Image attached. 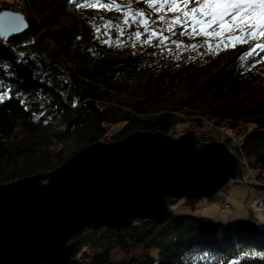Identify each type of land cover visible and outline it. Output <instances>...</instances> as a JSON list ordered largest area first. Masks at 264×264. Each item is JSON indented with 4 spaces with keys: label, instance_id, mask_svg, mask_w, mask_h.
Masks as SVG:
<instances>
[{
    "label": "trees",
    "instance_id": "16d2710c",
    "mask_svg": "<svg viewBox=\"0 0 264 264\" xmlns=\"http://www.w3.org/2000/svg\"><path fill=\"white\" fill-rule=\"evenodd\" d=\"M14 2L29 28L0 36V184L49 173L89 145L137 132L169 135L189 120L198 130L209 121L225 131L200 138L224 143L249 166L255 182L231 186L252 191L251 206L264 196V62L241 59L256 41L190 54L171 43L189 36L179 26L172 36L144 0H114L119 10L77 6L86 0ZM137 12L150 13L148 29L171 39L145 43ZM181 201L192 210L199 202L171 198L163 218L92 232L67 264H116V250L124 254L118 264H264V227L250 207L245 218L220 222L177 215Z\"/></svg>",
    "mask_w": 264,
    "mask_h": 264
},
{
    "label": "water",
    "instance_id": "95a60500",
    "mask_svg": "<svg viewBox=\"0 0 264 264\" xmlns=\"http://www.w3.org/2000/svg\"><path fill=\"white\" fill-rule=\"evenodd\" d=\"M28 28L22 14L0 11L4 40ZM241 167L227 145L201 143L192 130L89 145L49 173L0 184V264H66L92 232L163 218L171 198H213Z\"/></svg>",
    "mask_w": 264,
    "mask_h": 264
},
{
    "label": "snow or ice",
    "instance_id": "6c2138e0",
    "mask_svg": "<svg viewBox=\"0 0 264 264\" xmlns=\"http://www.w3.org/2000/svg\"><path fill=\"white\" fill-rule=\"evenodd\" d=\"M73 2L76 3V0ZM144 2L156 12L170 11L175 14L167 20L165 15L159 16V20L166 23V30L172 36L176 35L174 29L179 26L182 29L179 35H188L189 38L204 37L200 44L191 45H182L176 40H171L177 48L206 47L208 52L218 53L222 48H234L238 44L256 41L243 53L241 59L256 56L260 57L258 63L264 62V56H260V53H264V0H144ZM193 2L195 6L189 7ZM77 6L109 9L114 7L117 10L120 7L114 4V0H108L106 4H101V0H91V3L86 0L83 5ZM150 15L143 12L133 13L136 22L144 25V32L147 35L145 43H151L152 37H156L161 44L170 40L171 37L163 36L165 29L159 32L148 29ZM134 35L140 38L142 34L136 32ZM213 40L216 42L213 43ZM3 99L4 95H0V101ZM232 264L239 262L233 261Z\"/></svg>",
    "mask_w": 264,
    "mask_h": 264
},
{
    "label": "rangeland",
    "instance_id": "374dc122",
    "mask_svg": "<svg viewBox=\"0 0 264 264\" xmlns=\"http://www.w3.org/2000/svg\"><path fill=\"white\" fill-rule=\"evenodd\" d=\"M14 1L15 0H0V11H10V12L17 13L16 8H17L18 5ZM124 1H128V0H124ZM193 6H195L194 2L189 5V7H193ZM161 12H165V11H161ZM161 12H158V13L160 15H164V13H161ZM167 13H169L170 15L168 16V18L166 17V20L170 19L173 15H175L174 13H172L170 11H168ZM198 39H200V41H198ZM203 40H204V37H195V38H190V39L188 37V40L184 41L183 44L182 43L181 44L182 45L200 44ZM215 42L216 41L213 40V43H215ZM184 48L186 50H189L190 54L194 53L197 50H201V51H204V52L208 53L206 47H199V48H196V49H192L190 47H184ZM223 49L224 48H222L221 51ZM208 54H210V53H208ZM186 120H188V119H186ZM209 123H210V125L208 126V129H210V130L212 129L215 133H221L222 135H226L225 131H219V128H212V127H215L214 123H212V122H209ZM204 126H205V123H204ZM189 130H192V133L196 135L197 139L201 143H205L204 140L205 141L209 140L208 138L206 139V136L208 137L209 134H206V133L204 134L203 133V131L205 132L207 129H204V130L203 129H199L198 130V129L194 128L193 125L190 126V121L189 120L186 121V122H183V123H180V124L176 125L173 128L171 134H169L168 136L173 137V138H177V137H180L181 135L187 133ZM200 134L205 136L203 138L204 140H202L200 138ZM244 167L245 166L243 164L242 167H241L242 171H243ZM234 183H236V182H233V183L230 182L224 188H222L215 195V198L213 200H209V199L199 200V202L197 203V209H195V210H192L191 208L186 207L184 202L181 201V203L177 207L175 213L177 215L203 216V217H208V218L220 221V222H227V221L233 219L232 218L233 216H230L231 211L227 214L228 215V218H227L225 216V212L222 210L223 199L225 198V195L228 193L229 195L227 196L226 200L231 206H233L234 210H237L238 206H240L241 208L243 207L245 209H248V207H250V209H251L250 213L253 214V216H254V214H255L254 210L255 209L251 206V201H252L253 196H254L253 192L250 191L248 193L247 190H245L244 185L237 184L235 186H231ZM262 210H261V213L263 212ZM263 218H264V215H263ZM256 220H257V223H258L259 226L264 227V224L262 223L263 222L262 220H259L258 218H256ZM85 249H87V248L84 247L83 251ZM80 255H81V253L77 254L76 257H78ZM75 258H73L71 261H73ZM123 259H124V254L121 253L120 251L116 250L113 253V261H114V263L118 264V263L122 262Z\"/></svg>",
    "mask_w": 264,
    "mask_h": 264
},
{
    "label": "built area",
    "instance_id": "2783aa9c",
    "mask_svg": "<svg viewBox=\"0 0 264 264\" xmlns=\"http://www.w3.org/2000/svg\"><path fill=\"white\" fill-rule=\"evenodd\" d=\"M207 122V121H206ZM205 122V126L202 128L203 130L204 129H207L205 132L203 131V133L205 134H209L210 135V132L208 130V126L210 125L209 121L206 123ZM208 135V136H209ZM244 168H243V177L241 179H238V180H234L232 182H243V183H253L255 182L252 174H251V171H250V168L247 164H244ZM222 210L225 212V214L227 215L231 208L229 206V204L225 201L223 202V206H222ZM252 207L255 209L256 212H260L261 214V210L264 212V196H260L257 200H255L252 204ZM258 210V211H257ZM262 212V216L264 215V213ZM256 214V213H255Z\"/></svg>",
    "mask_w": 264,
    "mask_h": 264
},
{
    "label": "crops",
    "instance_id": "0c3cea01",
    "mask_svg": "<svg viewBox=\"0 0 264 264\" xmlns=\"http://www.w3.org/2000/svg\"><path fill=\"white\" fill-rule=\"evenodd\" d=\"M247 214H248V211L245 208H243V207L241 208L240 206H238V209L234 210V208L232 206V211H231L230 216H233L232 218H234V219H238V218H245L247 216Z\"/></svg>",
    "mask_w": 264,
    "mask_h": 264
},
{
    "label": "bare ground",
    "instance_id": "6f19581e",
    "mask_svg": "<svg viewBox=\"0 0 264 264\" xmlns=\"http://www.w3.org/2000/svg\"><path fill=\"white\" fill-rule=\"evenodd\" d=\"M255 213H256V214H254L255 219L258 218L259 220H262L263 221L262 223L264 224V218L262 216V213L260 214V212H256V211H255Z\"/></svg>",
    "mask_w": 264,
    "mask_h": 264
}]
</instances>
